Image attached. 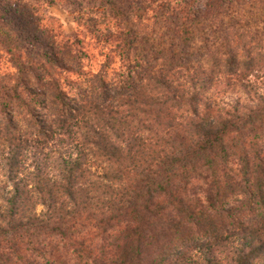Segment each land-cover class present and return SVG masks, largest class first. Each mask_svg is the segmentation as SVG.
I'll list each match as a JSON object with an SVG mask.
<instances>
[{
  "label": "trees",
  "instance_id": "trees-1",
  "mask_svg": "<svg viewBox=\"0 0 264 264\" xmlns=\"http://www.w3.org/2000/svg\"><path fill=\"white\" fill-rule=\"evenodd\" d=\"M243 1L203 0L201 8V0H191L196 6L189 9L190 20L174 14L156 26L178 22V43L185 52L201 37L198 25L216 20L213 10H227ZM86 3L93 13L88 21H95L91 26L97 30L103 24L97 17L118 14L129 7L127 0ZM83 7L80 3L78 10L82 12ZM0 24L16 27L23 39L34 40L25 35L6 0L0 2ZM229 30L221 33L216 53L224 47L221 41L227 40ZM231 31L237 41H243L244 30ZM255 36L251 34L247 42H259ZM35 44L36 53L26 51V55L39 66L29 63L26 71L19 73L16 85L9 88L4 78L0 87L3 96L16 105V111H10L4 100L1 109L0 228L35 238L40 244L39 254L46 257L43 264H76L73 257L89 225L98 233L122 227L117 235V241H122L116 244L118 258L110 264H179L182 249L196 244L192 226L197 234H206L208 221L196 214L187 200L166 192L152 175L153 164L174 170L178 177L187 174L192 187H186V195L207 198L203 184L208 183L210 202L212 190L219 196V190L234 191L237 184L246 186L264 178V144L258 135L255 146L247 139L264 123V82L247 79L256 72L255 80H260V60L264 57L252 55L255 47L238 44L237 50H226L223 62L214 56L210 72L194 70L188 77L192 95L185 99L178 77L169 75L171 66L159 69L146 84L121 86L120 91L90 85L86 80L88 86L83 88L65 76L71 65L58 59L39 64L44 59L39 55L47 56L49 50L38 40ZM241 51L245 56L242 61L238 59ZM168 57L175 67L189 71L191 62ZM241 65L242 79L232 80ZM225 73L227 78L221 79ZM29 74L35 84L27 79ZM221 80L226 90H218L220 93H240L244 100L239 98L233 104L217 101L214 88ZM209 92L211 95H206ZM253 98L255 108L249 103ZM201 104L205 115L189 124L202 139L199 146L189 147L184 134L188 125L183 124L181 108L186 105V110L198 115ZM157 148L165 153L163 157L156 153ZM129 169L144 179L125 187ZM161 193H165L168 204L155 202ZM261 199L264 202V192ZM206 248L201 246L202 253L209 264H215L210 250L204 252ZM262 250L264 245L253 248V254Z\"/></svg>",
  "mask_w": 264,
  "mask_h": 264
},
{
  "label": "clouds",
  "instance_id": "clouds-1",
  "mask_svg": "<svg viewBox=\"0 0 264 264\" xmlns=\"http://www.w3.org/2000/svg\"><path fill=\"white\" fill-rule=\"evenodd\" d=\"M6 2L23 26L25 35L34 38L32 41L23 39L18 28L0 24V76L5 78L4 82L9 88L17 84L19 73L26 71L29 63L36 64V60H30L26 55V51L36 53V40L42 42L49 50L47 56L39 55L44 57L39 60V64H43L45 59H58L71 65V71L65 73L66 77L86 80L94 86L118 88L129 84H146L159 69L166 70L171 66L172 72L169 75L174 74L178 77L177 83L185 90V99L192 95L188 81L192 72L197 69L210 72L214 67L213 57L218 56L223 62L224 53L228 48L237 50L238 44L243 43L248 48L255 47L252 55L260 53L261 57H264V39L259 42L252 40L248 43V37L252 33L244 31L243 41H237L236 35L229 30L225 34L227 40L221 41L224 47L219 53L212 49L204 50L203 55L192 62L187 72L184 71V67H175L159 46L162 30L154 32V29L158 22L169 21L174 14L190 20L189 9L196 6L191 0L189 3H185V0H127L129 5L127 11L119 10L118 14L96 18L103 19V24L97 26L99 30L91 26L95 21H88V16L93 13L89 12L90 6L87 5L86 0H75V2L74 0H6ZM80 3L84 4L82 12L78 10ZM199 7H204L203 0L199 3ZM261 9H264V0H246L242 7L213 10V15L217 24L224 21L226 25L228 20L233 18L243 23ZM200 43L204 44L203 36L200 37ZM238 59L241 61L245 59L242 51ZM222 69L223 63H221ZM73 72L78 75H72ZM243 72L244 68L241 65L231 79L236 81L242 79ZM256 75L257 73L253 72L247 79L255 83L264 81V59L260 60V80H255ZM223 78H227L226 73L221 77ZM96 90L99 91V88ZM249 103L253 108L257 106L255 98ZM186 107L185 105L181 108L184 114L183 124L188 125L184 132L188 138L186 144L189 147H196L199 146L202 137L192 132L189 121L200 120L205 115L204 106L200 105L198 115H193L192 110H186ZM230 135L235 136L236 132H231ZM257 135L264 144V123L247 137L253 146L256 144L254 137ZM156 153H159L160 157L165 154L160 152L159 148L156 149ZM156 163H159V159ZM153 169L152 175L157 178L166 192L171 191L176 198L187 200L193 206L195 213L208 221L205 227L206 234H197L195 226H192V238L196 244L182 249L184 255L179 264H209V258L202 253V245L207 246L204 252L210 250L215 264H264V250L253 254V248L259 249L264 245V202L261 199V193L264 192V178H258L261 181L259 184L258 179L246 186L237 184L239 187L234 191L219 190V196L217 191L212 190L213 200L210 202L208 183L203 184V188L207 189V198L204 195L198 197L186 195V187H192L188 184L187 174L178 177L174 170L157 168L156 164H153ZM239 171L240 166L237 165V172ZM128 173L130 178L125 187L136 185L144 179L133 173L131 169ZM155 202L168 204L165 193L158 195ZM171 207L172 205H169V208ZM237 221L239 224L234 226V222ZM121 230L122 227L110 228L98 233L96 229H91L82 240L83 243L77 246L73 260L76 264H110L118 258L116 244L122 243L117 241V235ZM248 241H251V245ZM39 253L40 244L35 238L18 235L8 231L7 227L0 228V264H37V262L43 264L46 257H42Z\"/></svg>",
  "mask_w": 264,
  "mask_h": 264
},
{
  "label": "rangeland",
  "instance_id": "rangeland-1",
  "mask_svg": "<svg viewBox=\"0 0 264 264\" xmlns=\"http://www.w3.org/2000/svg\"><path fill=\"white\" fill-rule=\"evenodd\" d=\"M246 0L243 3L238 4L236 7H242ZM178 22H170L169 24H161L156 26L154 32L157 30H162V37L159 41V46L162 51L165 52L168 56L177 57L179 56L183 62H193L197 55H201L204 50L212 49L214 52L217 50L218 45L220 43V35L223 30H244L249 31L258 39H264V9L258 10V12L248 20L241 23L238 19H230L225 25L224 21H220L217 24L216 20L212 21H204L198 25V28L201 31L200 36H203L204 44L201 45L200 39H196L192 44L189 45L188 48H185V52H183L181 45L178 43ZM166 37V39H165ZM189 59V61H187ZM75 76V75H74ZM260 77V74H259ZM3 76H0V87L3 86ZM27 79L35 84V81L31 74L27 76ZM75 82L80 83L83 88L87 87L88 84L84 80L80 79H72ZM223 80L216 83V87L214 88V98L219 101L221 104H233L237 99L242 101L244 97L240 93H234L231 91H227V93H220L218 90H226L225 82ZM264 82V81H262ZM222 85V86H221ZM128 86H131L129 84ZM113 90L120 91L118 88H113ZM215 90L217 92H215ZM5 100L6 106L10 109V111H16V105L10 99H7L3 96V92L0 91V119L2 118L1 109L3 106V102ZM92 228L90 225L88 226L85 232L91 231ZM59 260V259H56Z\"/></svg>",
  "mask_w": 264,
  "mask_h": 264
}]
</instances>
